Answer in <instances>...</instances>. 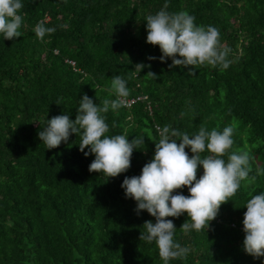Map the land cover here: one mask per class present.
<instances>
[{"label": "trees", "instance_id": "obj_1", "mask_svg": "<svg viewBox=\"0 0 264 264\" xmlns=\"http://www.w3.org/2000/svg\"><path fill=\"white\" fill-rule=\"evenodd\" d=\"M21 2V37L0 34V264H163L155 242L139 240L144 222L155 218L146 210L137 215L136 201L121 187L154 158L157 125L190 136L201 126L231 125V151H248L252 168L208 230L185 234L186 213L167 218L174 239L190 249L169 264H264L245 253L242 223L246 202L264 193V0ZM166 4L169 13L187 11L198 26L219 30L231 49L227 69L200 66L190 75L169 68L171 58L160 61L159 46L146 42V17ZM40 22L55 29L43 40L33 30ZM140 63L150 68L138 72ZM117 75L127 81V99L146 100L110 109L107 135L144 137V144L125 173L108 178L89 172L95 156L79 151V136L46 149L38 133L54 116L74 120L84 94L100 106L114 100L109 89ZM202 174L201 166L197 179ZM178 193L189 195L187 187Z\"/></svg>", "mask_w": 264, "mask_h": 264}, {"label": "clouds", "instance_id": "obj_2", "mask_svg": "<svg viewBox=\"0 0 264 264\" xmlns=\"http://www.w3.org/2000/svg\"><path fill=\"white\" fill-rule=\"evenodd\" d=\"M23 7L21 0H0V34L4 40L21 37L19 29L23 18L18 13ZM166 9L167 4L146 17V42L159 46L161 62L171 58L169 68H188L190 75H194L200 66L219 67L221 70L230 66L228 57L231 49L221 44L216 27L198 26L196 18L187 11L169 13ZM33 30L40 40L55 31L43 22L37 23ZM145 67L150 68V65L140 63L135 70L141 72ZM146 75L157 78L151 71ZM109 91L116 98L111 101L105 99L102 106L84 94L74 120L67 114L47 119V125L38 137L46 149H54L61 142L67 143L73 134L79 136V151L85 157L95 156L89 172L115 178L131 167L133 151L144 144V137L136 136L130 142L123 134L107 135L109 125L105 114L110 109L115 111L125 106L129 96L127 81L119 75L114 76ZM156 131L159 140L154 141V158L143 166L139 176H126L121 187L126 198L136 201L137 215L146 210L155 218V223L152 220L144 222L145 231L140 233L139 240L149 244L155 242L163 264H169L170 260L186 259L190 249L182 247L174 239L176 226L167 218H178L186 213L189 219L180 228L185 234L192 230H208L221 205L237 193L242 181L248 180L252 171L251 157L246 150L231 151L234 144L231 125L222 131L216 128L209 131L201 126L198 133L191 136L171 125H157ZM186 149H190L191 156ZM201 166L203 174L197 179ZM184 187L188 188V196L173 195L174 191ZM246 209L242 221L245 233L243 249L246 254L259 259L264 257V193L252 196L246 202Z\"/></svg>", "mask_w": 264, "mask_h": 264}, {"label": "built area", "instance_id": "obj_3", "mask_svg": "<svg viewBox=\"0 0 264 264\" xmlns=\"http://www.w3.org/2000/svg\"><path fill=\"white\" fill-rule=\"evenodd\" d=\"M71 65V63H70ZM146 100V97H137V98H132V99H126V104L124 107H131L133 104H135L138 101H144Z\"/></svg>", "mask_w": 264, "mask_h": 264}]
</instances>
